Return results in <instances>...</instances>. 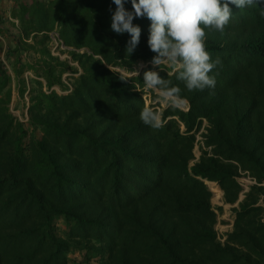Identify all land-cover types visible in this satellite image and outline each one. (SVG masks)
Returning <instances> with one entry per match:
<instances>
[{
  "label": "trees",
  "instance_id": "16d2710c",
  "mask_svg": "<svg viewBox=\"0 0 264 264\" xmlns=\"http://www.w3.org/2000/svg\"><path fill=\"white\" fill-rule=\"evenodd\" d=\"M11 3L0 9V264H264V0L230 5L224 32L206 30L221 63L202 91H189L178 67L151 63L146 17L134 19L141 38L127 55L113 0ZM147 70L179 86L188 109L159 111ZM144 107L161 127L143 123ZM240 169L260 184L223 242L224 208L206 180L235 203Z\"/></svg>",
  "mask_w": 264,
  "mask_h": 264
},
{
  "label": "clouds",
  "instance_id": "9594fccd",
  "mask_svg": "<svg viewBox=\"0 0 264 264\" xmlns=\"http://www.w3.org/2000/svg\"><path fill=\"white\" fill-rule=\"evenodd\" d=\"M113 2L117 7L112 14L111 29L117 34H130L127 55L134 52L141 38L142 29L133 23L134 19L148 18L147 43L155 53L151 63L159 67L161 64L178 67L177 79L183 81L189 91H202L216 85L215 76L210 72L221 60L219 57L213 60L207 50L206 30L224 32L233 15L230 5L239 9L258 5V0H130L132 9L129 10L125 7L126 0ZM260 11L264 15V8ZM143 75L146 88L157 91L165 103L177 106L179 86L155 70H147ZM140 119L153 128L162 124L160 114L151 107L141 109Z\"/></svg>",
  "mask_w": 264,
  "mask_h": 264
},
{
  "label": "built area",
  "instance_id": "2783aa9c",
  "mask_svg": "<svg viewBox=\"0 0 264 264\" xmlns=\"http://www.w3.org/2000/svg\"><path fill=\"white\" fill-rule=\"evenodd\" d=\"M59 46V40H56L54 50H56ZM65 48V46H63ZM58 50V49H57ZM57 52V51H55ZM178 99H183L178 97ZM177 99V106L182 107L184 109H188L189 103L186 105L182 103V101H178ZM159 111H161V106H157ZM207 124V121L205 120L203 128L199 131L198 137H197V143H196V159L198 160L201 154V145H204V138L202 135V132L204 131V127ZM205 147V146H204ZM241 175L238 177L240 184L242 186V189L240 191V195L238 200L235 203H226L224 199V191L219 185L217 181H209L206 180L208 183L210 189L213 191V205L216 208V211L219 212L218 208L223 206V212H219V222L217 224V230H218V237L221 241L225 242L228 237V232L232 231L234 227L235 222V208L239 206L240 202L244 200L247 193L251 190L252 186L255 184H260L258 179L253 176L249 170L240 169ZM262 184V183H261Z\"/></svg>",
  "mask_w": 264,
  "mask_h": 264
},
{
  "label": "rangeland",
  "instance_id": "374dc122",
  "mask_svg": "<svg viewBox=\"0 0 264 264\" xmlns=\"http://www.w3.org/2000/svg\"><path fill=\"white\" fill-rule=\"evenodd\" d=\"M12 3H11V0H0V9L2 10V11H4V12H6V14L8 15V11H9V9H10V5H11ZM55 51H57V53H59V54H61L63 57H67V56H69L68 55V53L67 52H65V53H60V51H58L57 49L55 50ZM144 68V66H140L139 67V69L137 70V71H135L134 73H132V74H137L136 72H140L142 69ZM124 72V71H123ZM126 73V72H125ZM157 92V91H156ZM158 93V92H157ZM150 95H151V93L150 92H148L147 94H145V97L147 98V105H150L151 103H152V101H151V99H150ZM18 101H19V96L18 95H16L15 96V100H14V102L12 103V108H13V111H14V113L16 114V115H18V116H20L21 118H24L25 117V115H24V112L26 113V108L25 107H21L22 106V104H21V106L18 104ZM156 101H159L161 104V108H162V106H167V105H169L168 103H165L164 101H163V99L160 97V98H158V99H156ZM156 101H155V103H156ZM178 101H182V103L183 104H187L188 103V101L186 100V99H178ZM158 106V105H157ZM61 222V221H60ZM62 223V222H61Z\"/></svg>",
  "mask_w": 264,
  "mask_h": 264
}]
</instances>
